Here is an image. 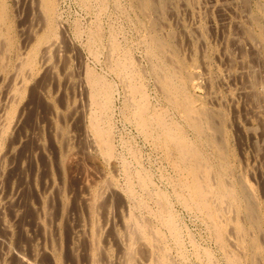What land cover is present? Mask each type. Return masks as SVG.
Returning a JSON list of instances; mask_svg holds the SVG:
<instances>
[{"label": "rangeland", "instance_id": "1", "mask_svg": "<svg viewBox=\"0 0 264 264\" xmlns=\"http://www.w3.org/2000/svg\"><path fill=\"white\" fill-rule=\"evenodd\" d=\"M45 1L0 0V264H128L118 243L131 231L127 216L158 225L153 212L160 191L169 195L181 238L177 246L159 227L173 264H229L227 253L236 254L235 264H264V0ZM94 28L98 36L91 39ZM152 38L161 42L160 51ZM123 58L149 110L165 112L202 147L211 186L224 182L235 194L216 201L226 249L215 241L206 216L177 197L186 173L174 167L158 130L146 134L137 125L127 75L114 67ZM170 68L183 71L187 103L208 120L200 135L158 82ZM88 73L111 87L101 122L110 136L108 157L88 130L89 116L98 111L88 99ZM136 259L131 264H147L143 256Z\"/></svg>", "mask_w": 264, "mask_h": 264}, {"label": "bare ground", "instance_id": "2", "mask_svg": "<svg viewBox=\"0 0 264 264\" xmlns=\"http://www.w3.org/2000/svg\"><path fill=\"white\" fill-rule=\"evenodd\" d=\"M222 2V1H221ZM229 2V1H228ZM34 3V2H33ZM50 3V0L45 1V4ZM137 3V2H136ZM224 3V2H223ZM27 4V3H26ZM115 4V3H114ZM166 4V2H165ZM173 4V3H172ZM184 4V3H183ZM233 4V3H232ZM101 5V4H100ZM137 5V4H136ZM45 7V11L49 10V8L44 5ZM116 7V5H114ZM129 6V5H128ZM157 6V5H156ZM201 6V5H200ZM219 6V5H218ZM231 7V6H230ZM83 8V7H82ZM162 8V7H161ZM100 9V7H99ZM119 9V8H118ZM130 9V8H129ZM169 9V8H168ZM232 9V8H231ZM158 10V9H157ZM187 10V9H186ZM217 10V9H216ZM194 11V10H193ZM48 12V11H47ZM98 12V11H97ZM137 12V11H136ZM217 12V11H216ZM254 12V10H253ZM46 13V12H45ZM99 13V12H98ZM134 13V11H133ZM204 13V12H203ZM221 13V12H220ZM41 14V13H40ZM244 14V13H243ZM256 14V13H255ZM259 14V13H258ZM242 16V15H241ZM257 17V16H256ZM46 18V17H45ZM245 18V17H244ZM156 19V18H155ZM164 19V18H163ZM257 19V18H256ZM113 20V19H112ZM35 21V20H34ZM54 21V20H53ZM3 22V21H2ZM98 22V21H97ZM100 22V21H99ZM138 22V21H137ZM139 23V22H138ZM225 23V22H224ZM238 23V22H237ZM97 24V23H96ZM167 24V23H166ZM54 25V24H53ZM99 25V24H98ZM153 25V24H152ZM164 25V24H163ZM187 25V24H186ZM241 26V25H240ZM127 27V26H126ZM161 27V26H160ZM164 27V26H163ZM239 27V26H238ZM13 28V27H12ZM112 28V27H111ZM183 28V27H182ZM226 28V27H225ZM235 28V27H234ZM245 28V27H244ZM4 29V28H3ZM95 29V28H94ZM78 30V29H77ZM179 30V29H178ZM192 30V29H191ZM204 30V29H203ZM251 30V28H250ZM264 30V29H263ZM7 31V30H6ZM42 31V30H41ZM40 31V32H41ZM165 31V30H164ZM163 31V32H164ZM174 31V30H173ZM43 32V31H42ZM115 32V31H114ZM149 32V31H148ZM1 33V32H0ZM48 33V31H47ZM60 33V32H59ZM153 33V32H152ZM162 33V32H161ZM219 33V32H218ZM249 32H247L248 34ZM251 33V32H250ZM2 34V33H1ZM10 34V33H9ZM118 34V33H117ZM155 34V33H154ZM159 34V33H158ZM214 34V33H213ZM130 35V34H129ZM164 35V34H163ZM6 36V35H5ZM10 36V35H9ZM8 36V38H9ZM98 36V30L95 29L92 31L91 33V39H96ZM123 36V35H122ZM121 36V37H122ZM152 36V35H151ZM176 36V35H175ZM197 36V34H196ZM243 36V35H242ZM251 36V35H250ZM143 37V36H141ZM140 37V38H141ZM171 37V35H170ZM177 37V36H176ZM37 38V37H36ZM156 38V37H154ZM229 38V37H228ZM231 38V37H230ZM234 38V37H233ZM245 38V37H244ZM41 39V38H40ZM85 39V38H84ZM187 39V38H186ZM256 39V38H255ZM44 40V39H43ZM108 40V39H107ZM125 40V39H124ZM230 40V39H228ZM246 40V39H244ZM144 41V40H143ZM153 44L155 47L159 48V51L162 49L161 47V42L158 40H155L152 38ZM255 41V40H254ZM262 41V40H261ZM2 42V41H1ZM7 42V41H6ZM39 42V41H38ZM51 42V41H50ZM57 42V40H56ZM228 42V41H227ZM253 42V41H252ZM9 43V42H8ZM115 43V42H114ZM126 43V42H125ZM257 43V42H256ZM255 43V44H256ZM263 43V42H261ZM2 44V43H1ZM10 44V43H9ZM91 44V43H90ZM100 44V43H99ZM128 44V43H126ZM165 44V43H164ZM238 44V43H237ZM8 45V44H7ZM48 45V44H47ZM117 45V44H116ZM131 45V44H130ZM166 45V44H165ZM201 45V44H200ZM9 46V45H8ZM18 46V45H17ZM31 46V45H30ZM36 46V45H35ZM99 46V45H97ZM111 46V45H110ZM109 46V47H110ZM145 47V46H144ZM143 47V48H144ZM148 47V46H147ZM152 47V46H151ZM198 47V46H197ZM233 47V46H232ZM231 47V48H232ZM251 47V46H250ZM36 48V47H35ZM45 49V47H43ZM47 48V46H46ZM54 48V47H53ZM126 48V47H125ZM42 49V48H41ZM109 49V48H108ZM127 49V48H126ZM146 49V48H145ZM154 49V47H153ZM174 49V48H173ZM176 49V48H175ZM3 50V49H2ZM61 50V49H60ZM158 50V49H157ZM156 50V51H157ZM224 50V49H223ZM227 50V49H226ZM1 51V50H0ZM9 51V50H8ZM35 51V50H34ZM38 51V50H37ZM41 51V50H40ZM111 51V49H110ZM145 51V50H144ZM181 51V50H180ZM5 52V51H4ZM18 52V51H17ZM122 52V51H121ZM250 52V51H249ZM149 53V52H148ZM171 53V52H170ZM62 54V53H61ZM79 54V53H78ZM97 54V53H96ZM107 54V53H106ZM183 54V53H182ZM253 54V53H252ZM251 54V55H252ZM31 55V54H30ZM44 55V54H43ZM49 54H47L48 56ZM118 55V54H117ZM124 55V54H123ZM25 56V55H24ZM29 56V55H28ZM111 56V55H110ZM173 56V55H172ZM213 56V55H212ZM13 57V56H12ZM36 57V56H35ZM43 57V56H41ZM49 57V56H48ZM108 57V56H107ZM174 57V56H173ZM198 57V56H197ZM230 57V56H228ZM47 58V57H45ZM68 58V57H67ZM154 58V57H153ZM167 58V57H166ZM200 58V57H199ZM202 58V56H201ZM231 58V57H230ZM253 58V57H252ZM6 59V58H5ZM25 59V58H24ZM168 59V58H167ZM244 59V58H243ZM259 59V58H258ZM19 60V59H18ZM23 60V59H22ZM173 60V59H171ZM200 60V59H199ZM231 60V59H230ZM233 60V59H232ZM111 61V60H110ZM109 61V62H110ZM128 61V60H126ZM125 61V58L118 59V61L115 63V68L118 72L123 71L125 72V74L123 73V75H127L128 81H129V88H130V92H131V103L132 104V110H133V115H134V119H136L137 125L139 126L140 130H142L144 133L149 134L152 127L156 128L158 130L157 133V137L160 138L164 145L167 148L166 153L168 152V154H170L173 158V165L174 167L178 168L181 171H184L186 173V177L187 179H185L183 182H179V187L182 189V192L176 191L178 193V198L181 200V202L185 205L188 206L189 208H195L197 210H199L200 212H202L204 214V216H206L210 227H211V232L213 234V237L215 239V241L218 243V245L221 248L226 249L227 246V242H226V238L227 235L226 233H224L225 231L222 228V224L220 221V210L222 208H219L218 203L217 204V200H221L222 197L229 198L232 197L231 199L233 200L234 197V193L233 191H231L229 188L227 189L224 186V182L220 183L218 182L217 184H215V187L211 186V182L209 181V177H210V166L208 165V162L206 161L207 157L205 158L203 153L200 152L199 149H197L193 142L191 143L189 141V139L184 136L183 134V130L181 129V127L179 125H177V123H174L175 121H172L171 119L168 118V116L165 114V112L163 111H157V110H153L150 111L148 105H147V99L145 101V96H144V92H142L141 87L138 85V83H136L137 79L134 80V75L132 73V71L129 69L130 68V64L127 63ZM227 61V60H226ZM240 61V60H239ZM33 62V61H31ZM150 62V61H149ZM250 62V61H249ZM261 62V61H260ZM20 63V62H19ZM108 63V62H107ZM151 63V62H150ZM157 63V62H156ZM175 63V62H174ZM201 63V62H200ZM238 63V62H237ZM6 64V63H5ZM129 64V65H128ZM154 64V63H153ZM241 64V63H240ZM3 65V64H2ZM1 65V66H2ZM41 65V64H40ZM150 65V64H149ZM202 65V64H201ZM16 66V65H15ZM14 66V67H15ZM21 66V65H20ZM27 66V65H26ZM109 66V64H108ZM133 66V65H132ZM147 66V65H146ZM154 66V65H153ZM159 66V64H158ZM157 66V67H158ZM32 67V66H31ZM86 67V66H85ZM138 67V66H137ZM150 67V66H149ZM161 67V65H160ZM245 67V66H244ZM252 67V66H251ZM4 68V67H3ZM43 68V67H42ZM80 68V67H79ZM133 68V67H132ZM153 68V67H152ZM163 68V67H162ZM165 68V66H164ZM163 68V69H164ZM9 69V68H8ZM26 69V68H24ZM135 69V68H134ZM154 69V68H153ZM27 70H28V66H27ZM84 70V69H83ZM142 70V69H141ZM178 70V71H177ZM21 71V69H20ZM26 71V70H25ZM137 71V70H136ZM160 71V70H159ZM186 71V70H185ZM14 72V71H13ZM16 72V71H15ZM71 72V71H70ZM88 72V71H87ZM151 72V71H149ZM153 72V71H152ZM165 72V71H164ZM192 72V71H191ZM143 73V72H142ZM158 73V72H157ZM183 73V71H180V69H171L168 70L167 72L159 75V79L158 82L161 84L162 89L165 90L166 96H167V100H170L172 102H174L176 105H180L183 109L184 112V116L188 122V124L196 131V133H198L199 135L203 132V123H206V121L208 120H202L201 116L203 117V115L201 114L198 115V113H195L192 108L190 107V105L187 103L186 98V92L185 95L184 93V88H183V83H184V77L181 76V74ZM224 73V72H223ZM245 73V72H244ZM17 74V73H16ZM97 74V73H96ZM99 74V73H98ZM178 74V75H177ZM53 75V74H52ZM141 75V74H139ZM157 75V74H156ZM155 75V77H156ZM215 75V74H214ZM221 75V74H220ZM15 76V75H14ZM20 76V74H19ZM86 77V84L88 86V99L91 103H93L95 106H97V113H91V115L89 116V126H88V130H90V132L92 133V135L95 138V142L97 141L100 145L101 150L103 151L104 155H106V157H108V155L111 152V146H110V136H109V132L107 129L102 127V121L103 118L105 117L106 113L105 111H107V106L109 105L108 101L109 99L111 100V98H109V89L111 87H109V84L107 82H105L101 77H99L98 75L95 76V74H91L88 73ZM176 77L179 78V80H176ZM187 79H191L188 74L185 76ZM209 77V76H208ZM238 77V76H237ZM203 79V78H202ZM19 80V79H18ZM83 80V79H82ZM193 80V79H192ZM256 80V79H255ZM125 81V80H124ZM136 81V82H134ZM186 81V80H185ZM216 81V80H215ZM187 83V82H186ZM225 83V82H224ZM256 83V81H254V84ZM258 83V82H257ZM128 84V83H127ZM158 84V83H157ZM159 84V85H160ZM188 84V83H187ZM239 84V83H238ZM215 85V84H214ZM128 86V85H127ZM201 86V85H200ZM20 87V86H19ZM16 88V87H15ZM128 88V89H129ZM157 88V87H156ZM159 88V87H158ZM161 89V88H160ZM262 89V88H261ZM16 91V90H15ZM82 91V90H81ZM86 92V91H85ZM159 92V91H158ZM162 92V91H161ZM124 93V92H123ZM126 94V93H125ZM128 94V93H127ZM155 94V93H154ZM129 95V94H128ZM182 95V96H181ZM19 96V95H18ZM165 96V95H164ZM264 96V95H263ZM200 97V96H199ZM229 97V95H228ZM42 98V97H41ZM126 98V97H125ZM129 98V97H128ZM205 98V97H204ZM214 98V97H213ZM12 99V98H11ZM255 99V98H254ZM39 100V99H38ZM262 100V99H261ZM259 100V101H261ZM112 101V100H111ZM169 101V102H170ZM126 102V101H125ZM168 102V103H169ZM215 103V102H214ZM217 103V102H216ZM82 104V103H81ZM172 104V103H170ZM263 104V103H262ZM9 105V104H8ZM93 105V106H94ZM128 105V104H127ZM173 105V104H172ZM200 105V104H199ZM260 105V104H259ZM151 106V105H150ZM157 106V105H156ZM196 106V105H195ZM203 106V105H202ZM201 106V107H202ZM8 107V106H7ZM11 107V106H10ZM129 107V106H128ZM173 107V106H172ZM85 108V107H84ZM131 108V107H130ZM155 108V107H154ZM170 108V107H169ZM14 109V108H13ZM162 109V107H161ZM166 109V107H165ZM176 109V108H175ZM216 109V108H215ZM8 110V108L6 109ZM131 110V109H130ZM214 110V109H213ZM223 110V109H222ZM262 110V109H261ZM87 111V110H86ZM125 111V110H124ZM166 111V110H164ZM198 111L200 112V110L198 109ZM217 111V110H215ZM221 111V110H220ZM94 112V111H93ZM178 112V111H176ZM110 113V111H109ZM118 113V112H117ZM201 113V112H200ZM205 113V112H204ZM213 113V111H212ZM217 113V112H216ZM222 113V112H221ZM104 114V115H103ZM210 115V113H208ZM223 114V113H222ZM108 115V114H107ZM106 115V116H107ZM132 115V116H133ZM218 115V114H217ZM5 116V115H4ZM128 116V115H127ZM176 116V115H175ZM213 116V115H212ZM217 117V116H216ZM224 117V116H223ZM132 118V117H131ZM173 118V117H172ZM204 118V117H203ZM211 118V115H210ZM129 119V117H128ZM133 121V120H132ZM184 121V120H183ZM205 121V122H204ZM232 121V120H231ZM177 122V121H176ZM14 123V122H13ZM212 123V122H211ZM258 123V122H257ZM4 124V123H3ZM208 124L210 125V123L208 122ZM207 125V124H206ZM208 125V126H209ZM104 126V125H103ZM207 126V127H208ZM134 127V126H133ZM206 127V126H205ZM212 127V126H210ZM255 127V126H254ZM4 128V127H3ZM137 128V127H136ZM248 128V127H246ZM261 128V127H260ZM52 129V128H51ZM241 129V128H240ZM11 130V129H10ZM155 130V129H154ZM261 130V129H260ZM53 131V130H52ZM61 131V130H60ZM156 131V130H155ZM258 131V130H257ZM2 130L0 131V133L2 134ZM142 132V133H143ZM9 133V132H8ZM227 133V132H226ZM0 134V135H1ZM155 134V132H154ZM187 135V134H186ZM194 135V134H193ZM58 136V135H57ZM89 136V135H87ZM148 136V135H147ZM188 137V136H187ZM193 137V136H192ZM92 140V139H91ZM160 141V140H159ZM221 142V141H219ZM209 144V143H208ZM222 145V144H221ZM199 146V145H198ZM93 147V146H92ZM20 148V147H19ZM165 148V149H166ZM224 148V147H223ZM219 149V148H218ZM204 150V149H203ZM231 150V149H230ZM205 151V150H204ZM232 151V150H231ZM135 152V151H134ZM161 152V151H160ZM230 152V151H229ZM113 153V152H112ZM132 153V150H131ZM211 154V153H210ZM227 154V152H226ZM135 156V155H134ZM212 156V155H211ZM16 157V156H15ZM141 157V156H140ZM168 157V156H167ZM136 158V157H135ZM214 158V157H213ZM222 158V157H221ZM114 160V159H113ZM209 160V159H208ZM231 160V159H230ZM244 161V160H243ZM242 161V162H243ZM225 162V161H224ZM234 162V161H233ZM110 163V162H109ZM129 163V162H128ZM214 163V162H213ZM124 165V164H123ZM134 165V164H133ZM140 165V164H139ZM218 165V164H217ZM233 165V164H232ZM127 166V164H126ZM235 166V165H234ZM124 167V166H123ZM173 167V166H172ZM140 168V167H139ZM228 168V167H227ZM21 169V168H20ZM127 169V168H126ZM133 169V168H131ZM142 169V168H141ZM234 169V168H233ZM243 169V168H242ZM130 170V169H129ZM164 170V169H163ZM215 170V169H214ZM222 170V169H221ZM226 170V169H225ZM124 171V170H123ZM127 171V170H126ZM137 171V170H136ZM139 172V171H138ZM148 172V171H147ZM219 172V171H218ZM129 173V172H128ZM136 173V172H135ZM180 173V172H179ZM182 173V172H181ZM153 174V173H152ZM144 175V176H143ZM142 176L145 177V174H143ZM182 175V174H181ZM184 175V174H183ZM213 175V174H212ZM211 175V176H212ZM234 175V174H233ZM128 176V175H127ZM131 176V175H130ZM139 177L141 175H138ZM165 176V175H164ZM170 176V175H169ZM174 176V175H173ZM185 176V175H184ZM225 176V175H224ZM102 177V176H101ZM138 177V178H139ZM150 177V176H148ZM176 177V176H175ZM219 178V174L217 176ZM170 178V177H169ZM217 178V180H218ZM231 178V177H230ZM131 179V178H130ZM146 179V178H145ZM145 179H142L141 186L145 187L146 185L148 186V183L146 184ZM151 179V178H150ZM107 180V179H106ZM109 180V179H108ZM107 180V181H108ZM127 180V179H126ZM139 180V179H138ZM148 181V179H146ZM180 180V179H179ZM212 180V179H211ZM220 180V179H219ZM227 182V179H225ZM106 181V182H107ZM110 181V180H109ZM124 181V180H123ZM133 181V180H132ZM137 180H135L136 182ZM178 181V180H177ZM229 181V180H228ZM100 182V181H99ZM103 182V181H102ZM138 182V181H137ZM149 182V181H148ZM132 183V182H131ZM129 182V186H131V184ZM154 183V182H153ZM220 183V184H219ZM103 184V183H102ZM229 184V183H227ZM241 184V183H240ZM104 185V184H103ZM110 185V184H109ZM139 185V183H138ZM172 185V184H171ZM97 186V185H96ZM107 186V184H105V187ZM146 186V187H147ZM153 186V185H152ZM159 186V185H158ZM157 186V187H158ZM238 186V185H237ZM124 187V186H123ZM140 187V185H139ZM142 187V188H143ZM115 188V187H114ZM141 188V187H140ZM171 188V187H170ZM173 188V187H172ZM105 189V188H104ZM109 189V188H108ZM111 189V188H110ZM122 189V188H121ZM135 189V188H134ZM145 189V188H143ZM148 189V187L146 188ZM164 189V188H163ZM234 189V188H233ZM159 190V189H158ZM167 190V189H166ZM95 191V190H94ZM128 191H130V188L128 189ZM149 191V190H148ZM148 191H145L146 194ZM101 191L98 190L99 193ZM114 192V191H113ZM124 192V191H123ZM141 192V191H140ZM144 192V193H145ZM173 192V190H172ZM175 192V193H176ZM90 193V192H89ZM94 193V192H93ZM95 193V194H96ZM116 193V192H115ZM138 193V192H137ZM142 193V192H141ZM149 193V192H148ZM165 193V192H164ZM162 193V191L156 193L157 196L155 198V202L157 203V208L156 210H154L153 214L154 217H156L155 220H157V224L158 225H154L152 222V224H150V221L148 222V219L145 218V220L142 218V220H140L139 218H135L134 216H132V214H129L131 216H127L129 217V224L127 227L131 226V231L128 233L127 236V243L124 241L126 239H122L119 240V246L121 248L120 251L123 250L124 252V256L122 258V260L124 259V257L128 260V264H131L132 262H138V260L136 259L138 256H143L147 261V264H173L171 262L172 259H169V256L166 253V249L163 246V234L160 231L159 227H164L167 231L169 236L173 239L172 241H174L175 245H179V236H178V232H177V226L175 224V220H174V216L171 212V210L169 209L168 206V201L166 199L167 196H169L167 194V196H165V194ZM176 193V195H177ZM106 194V193H105ZM151 194V193H150ZM101 195V194H100ZM117 195V194H116ZM126 195V194H125ZM149 195V194H148ZM99 196V195H98ZM143 196V195H142ZM145 196V195H144ZM11 197V196H10ZM87 197V196H86ZM141 197V196H140ZM89 198H91V195L89 196ZM121 198V197H120ZM124 198V197H123ZM130 198V197H129ZM128 198V199H129ZM214 198V199H213ZM48 199V198H47ZM94 199V198H93ZM147 199V198H146ZM144 199V200H146ZM152 199V198H151ZM178 199V200H179ZM238 199V197H237ZM112 200V199H111ZM122 200V198H121ZM120 200V201H121ZM124 200V199H123ZM131 200V199H130ZM134 200V199H132ZM139 200V198H138ZM137 200V201H138ZM142 200V199H141ZM143 200V201H144ZM169 200V199H168ZM87 201V200H86ZM113 201H115L113 199ZM119 201V200H118ZM137 206L139 204V206L141 205L144 206L143 202L141 203V201L137 202ZM223 201V200H222ZM225 201V200H224ZM227 201V200H226ZM229 201V200H228ZM238 200H236L235 202H237ZM9 202V201H8ZM88 202V201H87ZM122 202V201H121ZM179 202V201H178ZM180 202V203H181ZM219 202V201H218ZM231 202V201H230ZM233 202V201H232ZM234 202V203H235ZM85 203V202H84ZM107 203V202H106ZM113 203V202H112ZM134 203V202H133ZM134 203V204H136ZM146 203V202H144ZM179 203V204H180ZM88 204V203H87ZM109 204V203H108ZM111 204V203H110ZM116 204V203H114ZM128 204V203H127ZM237 204V203H235ZM240 204V203H239ZM86 205V204H85ZM102 205V204H101ZM148 205V204H147ZM146 205V206H147ZM170 205V204H169ZM229 205V204H228ZM250 205V204H248ZM49 206V205H48ZM51 206V205H50ZM74 206V205H73ZM134 206V205H133ZM144 206V207H146ZM44 207V206H43ZM105 207V206H103ZM110 207H113L112 205ZM151 207V206H150ZM233 207V206H232ZM231 207V208H232ZM237 207V206H236ZM243 207V206H242ZM91 208V207H90ZM117 208V207H116ZM134 208V207H131ZM139 208V207H138ZM183 208V206H182ZM88 209V208H87ZM94 209V208H93ZM96 209V208H95ZM106 209V208H105ZM110 209V208H109ZM143 209V208H142ZM149 209V208H148ZM152 209V207H151ZM185 209V208H184ZM230 209V208H229ZM238 209V208H237ZM249 209V208H248ZM256 209V208H255ZM176 210V209H175ZM174 210V212H175ZM106 213V210H104ZM121 211V210H120ZM130 211V210H129ZM184 211V210H183ZM251 211V210H250ZM103 212V211H102ZM109 212V211H108ZM149 212V211H148ZM151 212V211H150ZM191 212V211H190ZM189 212V213H190ZM41 213V211H40ZM120 213V212H119ZM11 214V213H10ZM37 214V213H36ZM46 214V213H45ZM48 214V212H47ZM42 215V214H41ZM96 215V214H95ZM111 215V214H110ZM119 215V214H118ZM139 215V214H138ZM137 215V216H138ZM143 215V214H141ZM239 215V213H238ZM125 216V215H124ZM194 216V215H193ZM241 216V214H240ZM46 217V216H44ZM48 217V216H47ZM96 217V216H95ZM94 217V218H95ZM243 217V216H242ZM35 218V217H34ZM89 218V217H88ZM93 218V220H94ZM119 218V217H118ZM117 218V219H118ZM122 219V217H120ZM119 218V219H120ZM67 219V218H66ZM105 219V218H104ZM109 219V218H108ZM147 219V220H146ZM225 220V219H224ZM82 221V220H81ZM95 221V220H94ZM119 221V220H118ZM121 221V220H120ZM181 221V220H180ZM125 221V223H128ZM234 222V221H233ZM239 223V221H236ZM242 222V221H241ZM95 223V222H94ZM123 223V222H122ZM235 223V222H234ZM237 223V224H238ZM246 223V222H245ZM115 224V223H114ZM98 225V224H97ZM122 225V224H121ZM235 225V224H234ZM3 226V225H1ZM81 226V225H80ZM112 226V225H111ZM16 227V226H15ZM42 227V226H41ZM98 227V226H97ZM126 227V229L129 231V229ZM47 228V227H46ZM81 228V227H80ZM121 228L123 229V227L121 226ZM225 228V227H224ZM48 229V228H47ZM97 229V228H96ZM83 230V229H82ZM91 230V229H90ZM110 230V229H108ZM125 230V228H124ZM209 230V229H208ZM229 230V229H228ZM113 231V230H112ZM163 231V230H162ZM235 231L241 233L243 230L241 229L240 226H235ZM84 232V231H83ZM107 232V231H106ZM117 232V231H116ZM125 232V231H124ZM127 232V231H126ZM185 232V231H184ZM188 232V231H187ZM18 233V232H17ZM96 233V231H95ZM164 233V232H163ZM251 233V231H250ZM254 233V232H253ZM57 234V233H56ZM88 234V233H87ZM119 234V233H118ZM208 234V233H207ZM263 234V233H262ZM110 235V234H109ZM112 235V234H111ZM120 235V234H119ZM9 236V235H8ZM100 236V235H99ZM233 236V235H232ZM90 237V236H89ZM95 237V236H93ZM101 237V236H100ZM166 237V236H165ZM25 238V237H24ZM99 238V237H98ZM103 238V237H102ZM114 238V237H113ZM118 238V237H117ZM116 238V239H117ZM257 238V237H255ZM83 239V238H82ZM89 239V238H88ZM94 239V238H93ZM230 239V238H229ZM77 240V239H76ZM96 240V239H95ZM101 240V239H100ZM105 240V239H104ZM191 240V239H190ZM231 240V239H230ZM70 241V240H69ZM85 241V240H84ZM90 241V240H89ZM50 242V241H49ZM76 242V241H74ZM73 242V243H74ZM79 242V241H78ZM81 242V241H80ZM96 242V241H95ZM100 242V241H99ZM103 242V241H102ZM113 242V241H112ZM193 242V241H192ZM254 242V241H253ZM126 243V244H125ZM182 243V242H181ZM194 243V242H193ZM50 244V243H49ZM90 244V243H89ZM96 244V243H95ZM127 247H124L125 245H127ZM249 244V243H248ZM185 245V244H184ZM242 245V244H241ZM104 246V245H103ZM238 246V245H237ZM85 247V246H84ZM91 247V246H90ZM100 247V246H99ZM131 247V249H130ZM171 247V246H170ZM194 247V246H193ZM235 247V246H234ZM240 247V246H239ZM116 248V247H115ZM177 248V247H176ZM179 248V247H178ZM197 248V247H196ZM84 249V248H83ZM89 249V248H88ZM91 249V248H90ZM101 249V248H100ZM99 248L97 250H100ZM235 249V248H234ZM85 250V249H84ZM104 250V249H103ZM118 250V249H117ZM180 250V249H179ZM186 250V249H185ZM116 251V250H115ZM240 251V250H239ZM258 251V250H257ZM70 252V251H69ZM98 252V251H97ZM168 252V251H167ZM174 252V251H173ZM179 252V251H178ZM207 252V251H206ZM34 253V252H33ZM41 253V251H40ZM90 253V252H89ZM121 253V252H120ZM262 253V252H261ZM72 254V253H71ZM111 254V253H110ZM140 254V255H139ZM211 254V253H210ZM95 255V254H94ZM123 255V254H122ZM170 255V254H169ZM175 255V254H174ZM177 255V254H176ZM202 255V254H201ZM227 255V260L226 262L229 264H235L236 262L238 263V257L236 256V254H226ZM55 256V255H53ZM90 256V255H89ZM171 256V255H170ZM187 256V255H186ZM197 256V254H196ZM207 256V253H206ZM214 256V255H213ZM258 256V255H257ZM260 256V255H259ZM19 257V256H18ZM21 257V256H20ZM91 257V256H90ZM95 258L92 256V259ZM111 258V257H110ZM121 258V257H120ZM187 258V257H186ZM209 258V257H208ZM208 258L206 259L208 261ZM261 258V257H260ZM88 259V258H86ZM98 259V257H97ZM108 259V258H107ZM214 259V258H213ZM21 260V259H20ZM24 260V259H23ZM63 260V259H61ZM216 260V259H215ZM255 260V259H254ZM261 260V259H260ZM180 261V260H179ZM210 261V260H209ZM218 261V260H217ZM245 261V260H243ZM22 262V261H21ZM41 262V261H40ZM125 262V260H124ZM206 262V261H205ZM25 263V262H24ZM122 263V262H121ZM127 263V262H126ZM219 263V262H218ZM92 264V263H91ZM96 264V262L94 263ZM113 264V263H112ZM135 264V263H134ZM139 264V263H138ZM142 264V263H141ZM175 264V263H174ZM210 264V263H209ZM246 264V263H245Z\"/></svg>", "mask_w": 264, "mask_h": 264}]
</instances>
